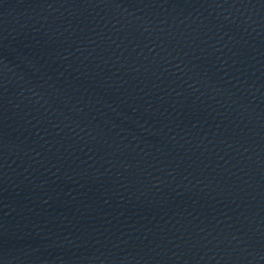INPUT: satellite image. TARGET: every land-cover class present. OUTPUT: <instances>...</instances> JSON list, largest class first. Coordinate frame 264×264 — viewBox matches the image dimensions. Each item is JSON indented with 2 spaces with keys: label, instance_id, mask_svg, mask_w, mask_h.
Masks as SVG:
<instances>
[{
  "label": "water",
  "instance_id": "95a60500",
  "mask_svg": "<svg viewBox=\"0 0 264 264\" xmlns=\"http://www.w3.org/2000/svg\"><path fill=\"white\" fill-rule=\"evenodd\" d=\"M0 264H264V0H0Z\"/></svg>",
  "mask_w": 264,
  "mask_h": 264
}]
</instances>
